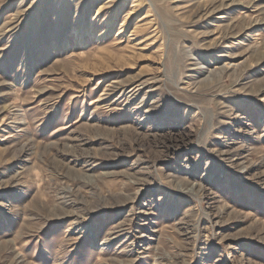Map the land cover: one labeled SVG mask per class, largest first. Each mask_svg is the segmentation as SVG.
Segmentation results:
<instances>
[{
	"label": "rangeland",
	"instance_id": "374dc122",
	"mask_svg": "<svg viewBox=\"0 0 264 264\" xmlns=\"http://www.w3.org/2000/svg\"><path fill=\"white\" fill-rule=\"evenodd\" d=\"M0 264H264V0H0Z\"/></svg>",
	"mask_w": 264,
	"mask_h": 264
},
{
	"label": "bare ground",
	"instance_id": "6f19581e",
	"mask_svg": "<svg viewBox=\"0 0 264 264\" xmlns=\"http://www.w3.org/2000/svg\"><path fill=\"white\" fill-rule=\"evenodd\" d=\"M96 102V101H95Z\"/></svg>",
	"mask_w": 264,
	"mask_h": 264
}]
</instances>
